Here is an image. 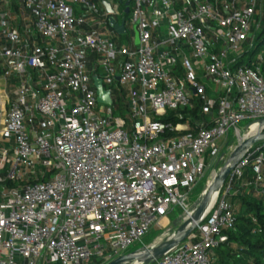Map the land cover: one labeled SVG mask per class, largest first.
<instances>
[{
    "label": "built area",
    "instance_id": "obj_1",
    "mask_svg": "<svg viewBox=\"0 0 264 264\" xmlns=\"http://www.w3.org/2000/svg\"><path fill=\"white\" fill-rule=\"evenodd\" d=\"M110 1L116 18L120 2ZM22 3L39 41L24 39L12 16L0 13L3 74L19 77L1 129L13 151L0 174V264L109 263L175 207L191 214L193 191L222 141L232 129L242 136L257 126L243 131L242 121L264 118V53L253 66L232 69L261 29L264 0H132L140 43L131 46L100 30L109 26L103 5ZM91 56L112 105L98 101ZM178 60L183 78L175 73ZM115 87L125 93L126 118L114 114ZM194 97L208 117L195 134H180L189 123L161 120L168 112L183 119ZM9 153L2 151L5 161ZM248 166L255 177L243 185L264 199V152L257 147L232 170L196 230L153 264H214V249L236 225L229 197Z\"/></svg>",
    "mask_w": 264,
    "mask_h": 264
},
{
    "label": "trees",
    "instance_id": "obj_2",
    "mask_svg": "<svg viewBox=\"0 0 264 264\" xmlns=\"http://www.w3.org/2000/svg\"><path fill=\"white\" fill-rule=\"evenodd\" d=\"M117 1L120 2L121 14L127 15V7L125 3L128 0ZM131 6L132 1L130 8ZM262 11H264V5L262 6ZM124 18L125 17H122V20ZM126 35L127 34L118 36L124 37ZM263 43L264 16L261 19V29L255 33L253 39L244 44L243 50L237 57L232 69L245 65L253 66L258 59V57H255V55L258 53V48ZM262 73L264 76V63L262 66ZM96 74H98V71ZM119 93L120 96L118 95L119 97H117V99L115 98L114 100V114L116 116H122L126 118L129 109L126 101H123L125 98V93L123 90H119ZM183 116L184 118L180 119V117L175 112H168L164 117L161 118V120L174 125L178 123H189L190 131H182L180 134H186L188 132L195 134L199 127L198 124L201 122V120L208 119V117L203 114L201 103L196 97H194L193 109L184 111ZM257 147H260L261 151L264 152V142L255 145L253 149ZM254 177L255 173L253 168L248 166L244 171V179L240 183H250L253 181ZM9 184L12 186L17 185L11 182ZM236 186L238 187L237 193L232 194L229 197V201L233 204L236 211V225L233 229L226 231L228 242L223 243L214 249V264H263L264 199L254 191L252 186L239 187L238 184Z\"/></svg>",
    "mask_w": 264,
    "mask_h": 264
},
{
    "label": "water",
    "instance_id": "obj_3",
    "mask_svg": "<svg viewBox=\"0 0 264 264\" xmlns=\"http://www.w3.org/2000/svg\"><path fill=\"white\" fill-rule=\"evenodd\" d=\"M109 16V26L118 34H127L126 19L119 22L115 17V10L110 0H100ZM132 0L126 1V13L130 12V4ZM135 44L140 43V34L136 26L133 27ZM97 91L98 101L102 104L112 105L113 99L111 90L105 89L103 81L98 75L93 76ZM256 124V130L249 131L241 136L237 146L230 153L229 157L224 161L222 168L217 172L211 183L208 184L200 199L194 204L191 214L182 215L173 222L175 230L167 237L152 246L143 247L137 251L125 253L107 264H153L161 258L166 252L178 246L186 240L203 221L204 217L210 210L213 200L225 185L235 166L242 158L257 144L264 142V118L250 122L247 128ZM250 130V129H249Z\"/></svg>",
    "mask_w": 264,
    "mask_h": 264
},
{
    "label": "crops",
    "instance_id": "obj_4",
    "mask_svg": "<svg viewBox=\"0 0 264 264\" xmlns=\"http://www.w3.org/2000/svg\"><path fill=\"white\" fill-rule=\"evenodd\" d=\"M0 13H8L12 16L15 25L20 29L22 36L24 39L28 41H39V36L37 35V32L34 29V26L32 24V21L29 19L27 13L23 9V3L22 0H0ZM109 27V26H108ZM108 27H100V30L105 33L106 36H109L115 40H117L120 44L123 41H127L129 45L135 44V37L134 33L130 38H127L126 40H121L118 37V34L112 31L108 32ZM98 28V26H96ZM106 30V32L104 31ZM1 38V44L6 45L7 42L4 38ZM116 41V42H117ZM118 43V44H119ZM119 44V45H120ZM124 45V44H122ZM89 69L92 70L95 74L98 71L97 68V60L95 57L89 58ZM4 62L2 58L0 57V168L5 165V168L0 171V174L4 175L9 167V162L12 156L13 151V143H9L1 134V129L3 127V123L5 121L8 109H9V102L10 100L14 99L16 97V92L19 88V77L16 73H12V75L8 78H5L4 76ZM206 83V82H205ZM207 94L208 97L211 99H215L217 97V93L213 85L211 83L207 82ZM208 122V119H202L201 122L198 124L199 126H205ZM2 151H10L9 155L7 156V161L4 160L2 157ZM239 187H247L244 186L243 183H238ZM238 187H235L234 193H237Z\"/></svg>",
    "mask_w": 264,
    "mask_h": 264
},
{
    "label": "rangeland",
    "instance_id": "obj_5",
    "mask_svg": "<svg viewBox=\"0 0 264 264\" xmlns=\"http://www.w3.org/2000/svg\"><path fill=\"white\" fill-rule=\"evenodd\" d=\"M88 1L96 4L99 9H102V3H101L100 0H88ZM263 16H264V11H262V14L259 15V19L260 18L262 19ZM122 17L126 18V27L128 29V33L124 37H119V36L118 37L121 40H126L127 38H130L132 36L134 31H133V26L130 23L129 14H127V15H125V14L122 15L121 14L120 16H117L116 19L119 22H121L122 21ZM104 31L106 32V30H104ZM110 31L115 33V31L111 27H108V32H110ZM120 36H122V35H120ZM114 41H117V40L114 39ZM125 42L126 43H124L122 41L121 43L129 45V43H127V41H125ZM117 43H119V42L117 41ZM122 44H120V45H122ZM185 52H186V54H188V56L190 55L188 49H185ZM259 53L260 54L264 53V43L259 46L258 53L255 55L256 58L260 55ZM91 57H94V56H91ZM191 62H192V64H195L193 60H191ZM174 68H175V73L177 74V76L180 77V78H183L184 77V73H183V69L181 67V61L180 60L177 61V64H176V66ZM204 82L207 83L206 80H204ZM119 94H120L119 93V89H117L115 87V90L113 92L114 100H115V98L117 99V97L120 96ZM123 101L125 102L126 98H124ZM126 103H127V101H126ZM249 123H250V120H244L241 123H239L238 126H239V128H241L243 130ZM247 133H248V130H245L244 132L241 133V135L244 136ZM240 137L241 136L237 135L236 131H234V129H232L230 134H229V136L222 141L221 155L218 157V160L215 163V165L208 170L207 179L203 180L201 183H199L197 185L196 189L193 191V195L191 196L192 204H195L200 199V197L202 196L203 192L205 191V189L207 187V184H208V181H209V177L210 178H211V176L213 177V172L214 171L219 172V170L223 166L224 161L229 157L230 153L237 146ZM182 215H185L183 213V210L181 208L175 207L173 209V211L170 214H168L167 218L163 219L160 222V224L156 223L153 226V228L151 229V231L148 234H146L141 241L136 242L135 244L130 246L125 253L134 252V251H137V250H139V249H141L143 247L152 246V245L158 243L159 241H161L162 239L167 237L170 233H172L175 230V228L173 227V222L176 219L180 218ZM92 264H107V263H105L103 261H100V260L99 261L93 260Z\"/></svg>",
    "mask_w": 264,
    "mask_h": 264
},
{
    "label": "bare ground",
    "instance_id": "obj_6",
    "mask_svg": "<svg viewBox=\"0 0 264 264\" xmlns=\"http://www.w3.org/2000/svg\"><path fill=\"white\" fill-rule=\"evenodd\" d=\"M253 130L255 131V130H256V127H254ZM253 130H252V131H253ZM215 175H216V174H214L213 177L211 178L210 183H211V181L213 180V178L215 177ZM215 199H216V198H215ZM215 199L213 200V203H214ZM213 203H212V204H213ZM212 204H211V205H212ZM135 264H138V263H135Z\"/></svg>",
    "mask_w": 264,
    "mask_h": 264
}]
</instances>
